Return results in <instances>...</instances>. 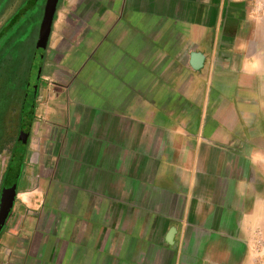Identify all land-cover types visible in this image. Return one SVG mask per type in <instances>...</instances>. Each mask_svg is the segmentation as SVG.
Here are the masks:
<instances>
[{
    "label": "crops",
    "instance_id": "1",
    "mask_svg": "<svg viewBox=\"0 0 264 264\" xmlns=\"http://www.w3.org/2000/svg\"><path fill=\"white\" fill-rule=\"evenodd\" d=\"M42 58L0 264H264V0H60Z\"/></svg>",
    "mask_w": 264,
    "mask_h": 264
},
{
    "label": "rangeland",
    "instance_id": "2",
    "mask_svg": "<svg viewBox=\"0 0 264 264\" xmlns=\"http://www.w3.org/2000/svg\"><path fill=\"white\" fill-rule=\"evenodd\" d=\"M22 0H15V8L19 7L21 5ZM42 2V8L45 0H41ZM21 9L23 6L20 7ZM42 10V9H41ZM39 9L31 10L29 9L27 13L25 14L26 17L29 18L28 22L21 23L20 30L16 31L17 38H21L25 36L26 34H31L33 31V27L38 26L42 16L38 13ZM4 16H1L0 18V26L4 25ZM7 35V33H6ZM2 36V34H0ZM0 44L2 43V38L0 39ZM33 45L29 43H25L23 45V48L21 49L20 53L22 57L26 52H28L31 49V55L33 60V65L31 69H28L29 72L26 71V65L23 64L21 67L16 70V76H14L12 79H9V77L6 78L7 72L4 70L1 60H0V186L2 182V174L5 173L1 172L2 169H7V166L9 164V161L12 156L14 144L17 138L18 130L20 127L21 122V105H22V98H23V88L26 82L27 74L28 77V83L30 84L29 87L32 88V86L35 87L36 81L38 80V74L41 69V64H37L42 57V54L37 50L36 53L32 52ZM30 53V52H28ZM1 58V57H0ZM43 59V58H42ZM41 63V62H40ZM3 68V69H2ZM9 76V75H8ZM15 78V79H14ZM32 91L29 90L28 93V100H27V107L32 104ZM28 109H26L25 113H28ZM27 115V114H24ZM28 116V115H27ZM19 163L14 162L13 165L10 167L11 169V177L13 176L14 172L17 170ZM10 196V195H9ZM9 198V197H8Z\"/></svg>",
    "mask_w": 264,
    "mask_h": 264
},
{
    "label": "flooded vegetation",
    "instance_id": "3",
    "mask_svg": "<svg viewBox=\"0 0 264 264\" xmlns=\"http://www.w3.org/2000/svg\"><path fill=\"white\" fill-rule=\"evenodd\" d=\"M41 2V0H22L21 5L16 9L15 0H0V18L1 16L5 17L3 21L4 25L0 26V34H2L0 39L2 38L3 43V45L0 44V60L2 61L1 64L3 68H6V71L8 69L10 78L16 76V70H18L23 64L26 65V71L29 72L30 70L28 71V69H31L33 62L35 61L32 58L31 49L28 51L30 53L26 52L22 57L20 51L25 43L30 42L33 45L32 52L36 53L38 50L42 54V57L44 55L49 33L47 36L43 37L42 32H40L38 26H36L33 27L31 34H26L21 38H17L16 36L18 33H16V31L17 29L18 31L20 30L21 23L29 21V18L25 16L29 9H39L38 13L41 14ZM21 6H23L22 9L20 8ZM42 57L37 64L42 63ZM28 74L24 87L27 85ZM25 111L26 109L22 110L21 105V114L25 113ZM24 117L25 115L23 118Z\"/></svg>",
    "mask_w": 264,
    "mask_h": 264
},
{
    "label": "water",
    "instance_id": "4",
    "mask_svg": "<svg viewBox=\"0 0 264 264\" xmlns=\"http://www.w3.org/2000/svg\"><path fill=\"white\" fill-rule=\"evenodd\" d=\"M57 2L58 0H45L43 4L42 16L39 24V31L42 32L43 37L47 36L49 31L51 30V26L54 21V17L56 13ZM202 64H203V55L199 52H192L190 59L191 67L195 70H198L199 68H201ZM29 85L30 84L27 82L26 91L22 102V110L29 109L32 105L30 104L27 107V100H28L27 98L30 89L32 91L31 96L33 99L35 96L36 84L35 87L32 86V88H30ZM30 120L31 118L29 116H25L21 121L17 138L14 144L12 156L9 162V167L4 177L3 185L0 192V228L5 222V219L7 217L8 212L11 209L15 196V186H16V179L18 176L19 165L12 177H11L10 167L13 165L14 162H18L19 164L21 162L25 149L26 139L30 128Z\"/></svg>",
    "mask_w": 264,
    "mask_h": 264
},
{
    "label": "trees",
    "instance_id": "5",
    "mask_svg": "<svg viewBox=\"0 0 264 264\" xmlns=\"http://www.w3.org/2000/svg\"><path fill=\"white\" fill-rule=\"evenodd\" d=\"M59 1H60V0H58L57 5H58ZM4 70L6 71V68H5ZM6 72H7V74H6V78L9 77V79H12L13 77L10 78V76H8V75L10 74V73L8 72V69H7ZM14 79H15V78H14ZM9 162H10V161H9ZM8 167H9V164H8ZM8 167H7V168H8ZM7 170H8V169H7Z\"/></svg>",
    "mask_w": 264,
    "mask_h": 264
}]
</instances>
